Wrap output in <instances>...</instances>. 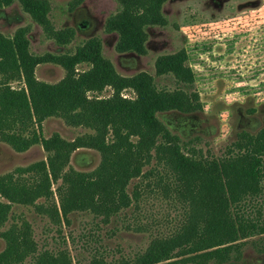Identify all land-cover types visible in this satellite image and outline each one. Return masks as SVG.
<instances>
[{
    "label": "trees",
    "instance_id": "obj_1",
    "mask_svg": "<svg viewBox=\"0 0 264 264\" xmlns=\"http://www.w3.org/2000/svg\"><path fill=\"white\" fill-rule=\"evenodd\" d=\"M14 1L58 45L73 38L70 29L52 28L46 0H0V7ZM115 1L120 8L106 20L105 31L116 33V52L145 55L146 29L168 25L163 14L168 0ZM27 33L21 28L12 38L0 34V142L17 153L40 145L47 156L0 177V228L15 204L33 205L54 223L67 220L72 212H89L107 222L136 204L143 186L175 197L186 207V220L170 237L153 239L132 261L116 264H226L245 240L264 236V117L257 133H237L225 153L214 158L184 144L156 116L202 110L185 49L155 61V76H172L177 83L167 90L159 89L154 77L144 72L118 75L97 39L86 41L74 54L35 56L29 53ZM43 64L62 67L64 78L56 84L39 82L35 69ZM82 64L89 68L78 72ZM11 82L21 86L11 88ZM106 88L112 91L109 97L88 95H100ZM125 91L134 98L123 97ZM52 117L91 133L72 141L57 133L44 138L43 123ZM80 149L97 151L98 166L87 173L65 170L71 154ZM23 175H32V182L26 184ZM133 180L140 181L128 193ZM54 184L59 207L36 205L52 197ZM0 237L5 242L0 264H23L29 256L33 264H73L65 253H37L26 223L21 228L11 225ZM89 264L109 263L100 256Z\"/></svg>",
    "mask_w": 264,
    "mask_h": 264
},
{
    "label": "rangeland",
    "instance_id": "obj_2",
    "mask_svg": "<svg viewBox=\"0 0 264 264\" xmlns=\"http://www.w3.org/2000/svg\"><path fill=\"white\" fill-rule=\"evenodd\" d=\"M46 1L47 19L52 28L73 31V38L67 45L60 46L49 38L17 1L0 7V34L12 38L17 30L28 29L29 53L35 56L74 54L86 41L97 39L102 55L118 75L132 77L144 72L154 77L159 89L167 90L175 89L177 83L172 76L156 77L155 61L185 49L202 110L192 114L158 113V120L184 144L200 150L203 156L214 158L225 153L237 133L255 134L261 129L264 117V0H168L163 5L168 25L146 29L148 38L143 56L117 53L116 33L105 31L106 20L120 8L115 0H82L77 6L73 4L76 0ZM88 68L85 64L76 67L78 72ZM64 76L65 70L55 64H43L35 69L36 79L46 84H56ZM10 86L17 89L21 84L11 82ZM111 94V89L106 88L100 95H88L106 98ZM122 96L134 98L130 91L123 92ZM42 133L44 138L57 133L72 141L91 131L67 126L63 119L52 117L44 121ZM46 156L40 145L17 153L0 142V177L44 161ZM99 162L97 151L80 149L71 154L65 170L72 168L87 173ZM32 178V175L20 177L26 184L31 183ZM139 181H131L128 193ZM56 186H51L53 195L49 200L41 198L35 204L58 208ZM140 192L136 204L121 210L107 222L89 212H72L67 220L54 223L33 205L15 204L0 232L11 225L21 228L26 223L37 253H65L73 264H89L94 257L100 256L109 264L132 261L146 251L153 239L170 237L186 220V207L175 197L143 186ZM4 248L5 242L0 237V252ZM31 257L25 258L23 264H33ZM235 257L226 264H264V236L245 240Z\"/></svg>",
    "mask_w": 264,
    "mask_h": 264
}]
</instances>
